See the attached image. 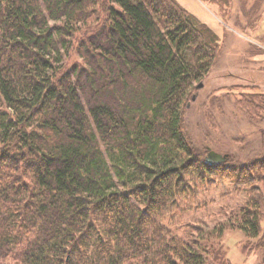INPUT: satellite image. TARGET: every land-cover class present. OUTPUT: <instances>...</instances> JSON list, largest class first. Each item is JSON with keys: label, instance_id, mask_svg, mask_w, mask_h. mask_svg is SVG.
Segmentation results:
<instances>
[{"label": "trees", "instance_id": "1", "mask_svg": "<svg viewBox=\"0 0 264 264\" xmlns=\"http://www.w3.org/2000/svg\"><path fill=\"white\" fill-rule=\"evenodd\" d=\"M220 49L177 0H0V264H230L226 222L182 221L228 170L264 250V158L211 164L184 127Z\"/></svg>", "mask_w": 264, "mask_h": 264}, {"label": "rangeland", "instance_id": "2", "mask_svg": "<svg viewBox=\"0 0 264 264\" xmlns=\"http://www.w3.org/2000/svg\"><path fill=\"white\" fill-rule=\"evenodd\" d=\"M177 1L219 35L221 47L200 82L203 85L198 83L193 91L196 98L185 109V130L199 153L206 155L208 147L228 152L229 169L248 170L264 158V0ZM89 23L96 22L91 18ZM230 171L225 178L217 173L218 179L208 183L200 208L188 211L182 221L203 223L209 231L226 222L221 239L215 238L214 243L226 247L229 263L264 264L263 248L254 246L236 226L247 192L245 185L234 181L239 179L232 176L234 170Z\"/></svg>", "mask_w": 264, "mask_h": 264}, {"label": "water", "instance_id": "3", "mask_svg": "<svg viewBox=\"0 0 264 264\" xmlns=\"http://www.w3.org/2000/svg\"><path fill=\"white\" fill-rule=\"evenodd\" d=\"M203 83H200L199 86H202ZM196 98V95L193 96V99ZM230 154L228 152H221L211 147H208V153L206 155V161L211 164H220L228 161Z\"/></svg>", "mask_w": 264, "mask_h": 264}]
</instances>
